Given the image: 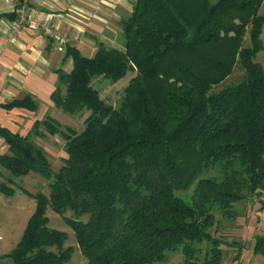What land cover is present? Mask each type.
<instances>
[{
  "label": "trees",
  "instance_id": "1",
  "mask_svg": "<svg viewBox=\"0 0 264 264\" xmlns=\"http://www.w3.org/2000/svg\"><path fill=\"white\" fill-rule=\"evenodd\" d=\"M262 1L134 0L120 20L121 47L98 42L87 57L69 46L72 68L59 71L50 99L70 115L89 111L82 129L50 115L25 135L0 126L7 145L0 165L13 177L39 174L49 189L18 188L35 208L0 258L66 262L65 232L47 225L51 207L72 212L65 221L85 264H154L177 250L182 264H220L222 239L209 230L210 211L227 215L234 200L264 196V71L255 61ZM237 63L243 77L212 90ZM127 71L134 75L114 107L94 81H117ZM2 106L37 104L26 96ZM56 134L66 156L54 171L33 137ZM6 181L0 192L13 196V179ZM254 250L264 254V234Z\"/></svg>",
  "mask_w": 264,
  "mask_h": 264
},
{
  "label": "crops",
  "instance_id": "2",
  "mask_svg": "<svg viewBox=\"0 0 264 264\" xmlns=\"http://www.w3.org/2000/svg\"><path fill=\"white\" fill-rule=\"evenodd\" d=\"M133 1L27 0L22 5L21 0H0V126L25 135L31 129L34 120L41 119L45 115L57 119V108L51 101L50 95L59 83V71L69 72L72 68V58L66 56L67 48L74 47L82 55L91 57L98 42L112 47H118L114 44L119 42L121 47L120 20L130 14ZM19 14L55 28L65 39L63 51H58L57 44L43 32L41 27L37 29L22 27L15 35L10 36V26ZM26 96L35 100L37 104L35 110L2 106ZM53 136L55 135L33 137V140L48 152L42 139ZM6 150V142L0 135V154L5 153ZM0 168L3 178H6L8 175L6 170L1 166ZM30 180L40 181L37 178H29ZM25 190L30 193L36 192ZM13 196L18 197L17 190ZM31 200L33 198L29 197L28 201L22 202L15 210L12 207L14 203L10 201L7 203L8 200H5L0 205V213L3 211L6 219L15 216L23 222L25 212L31 210ZM5 253L7 252H0V256Z\"/></svg>",
  "mask_w": 264,
  "mask_h": 264
},
{
  "label": "rangeland",
  "instance_id": "3",
  "mask_svg": "<svg viewBox=\"0 0 264 264\" xmlns=\"http://www.w3.org/2000/svg\"><path fill=\"white\" fill-rule=\"evenodd\" d=\"M259 13H264V0L259 8ZM260 37L262 40V48L256 53L255 61L261 65L264 71V24ZM245 43H248L247 37ZM114 45L120 47L119 42H115ZM133 75V72L127 71L117 81H110L102 78L94 81V86L99 90L100 97L102 99L116 107L123 94L124 87ZM243 75L244 69L237 63L234 65L230 75H228L222 82L214 85L212 90L218 91L227 85L234 84L239 81ZM61 86V89L64 90V84ZM57 112L58 121L62 124L73 127L77 131L82 129L83 121L89 113V111H83L77 115H70L64 113L59 108H57ZM42 140H40V142L42 141L47 148V153L50 158V162L52 163V169L56 171L62 165V158L66 156L64 152L65 140L58 135ZM1 170L2 169L0 168V182L7 183L6 179L8 177L12 178L14 182L11 187H13L15 191L17 190L18 197H7L4 194H0V205L3 201L8 200L7 203L9 201L14 203L12 204V207H14L15 210V208H18L22 202L28 201L29 197L26 194H23L18 188L23 187L31 190V192L41 191L46 194L49 191L46 179L39 174L30 173L21 177H13L5 168H3V170H6L8 174L6 178H3L4 175L1 173ZM210 174L215 175V172L210 171ZM29 178H37L40 179V181H29ZM41 180H43L44 183ZM179 194L186 195L185 192H179ZM34 204L35 201L33 199L31 200V210H27V212H25L26 216L23 222H20V220L16 219L15 216L14 218L8 217L6 219L3 211L0 213V252H8L20 238L26 220L34 209ZM210 212L214 215L215 220L213 223L209 224V230L213 236L222 239V243L220 245L222 250L220 264H264V254L254 250L257 238L264 234V196H262L260 200H255L254 198L234 200L231 204V212L227 215H222L218 208ZM45 216L48 219L47 225L49 227L65 232L64 247L71 248V255L63 264H85V258L78 248L74 231L65 221V216L71 217L72 212L67 210L61 215L54 212L51 207H47ZM81 218L85 220L87 218V214L83 215ZM182 263V253L180 250H177L175 252H168L164 261L156 262L154 264ZM0 264H11V261L6 257H1Z\"/></svg>",
  "mask_w": 264,
  "mask_h": 264
},
{
  "label": "built area",
  "instance_id": "4",
  "mask_svg": "<svg viewBox=\"0 0 264 264\" xmlns=\"http://www.w3.org/2000/svg\"><path fill=\"white\" fill-rule=\"evenodd\" d=\"M8 1V0H6ZM27 0H21L22 5L25 4ZM22 27H28L31 29H37V28H42L43 32L52 38V40L57 44V49L58 51H63L64 49V42L65 39L64 37L58 33L55 28L48 26L44 22L38 21L34 18L27 17L23 14H19L12 22L9 30V35L13 36L16 34L18 30H20Z\"/></svg>",
  "mask_w": 264,
  "mask_h": 264
}]
</instances>
